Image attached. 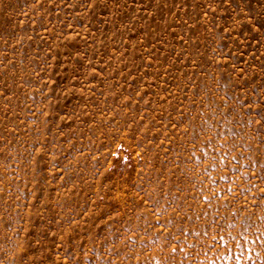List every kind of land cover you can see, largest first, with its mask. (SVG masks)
Listing matches in <instances>:
<instances>
[{"label":"rangeland","instance_id":"374dc122","mask_svg":"<svg viewBox=\"0 0 264 264\" xmlns=\"http://www.w3.org/2000/svg\"><path fill=\"white\" fill-rule=\"evenodd\" d=\"M0 264H264V0H0Z\"/></svg>","mask_w":264,"mask_h":264}]
</instances>
